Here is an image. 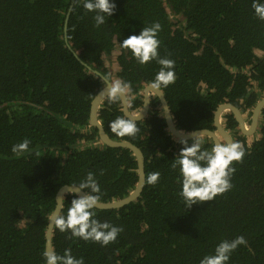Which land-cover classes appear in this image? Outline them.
<instances>
[{"label":"trees","instance_id":"trees-1","mask_svg":"<svg viewBox=\"0 0 264 264\" xmlns=\"http://www.w3.org/2000/svg\"><path fill=\"white\" fill-rule=\"evenodd\" d=\"M114 3L113 14L96 26L95 13L82 0H0V264H45L46 229L61 186L77 185L92 172L100 201L134 190L135 155L102 143L89 119L92 101L106 84L89 66L115 81L107 62L117 51L115 79L131 83V111L141 107L140 91L160 68L155 60L139 64L121 47L123 39L160 25L158 55L175 61V81L161 89L181 130H217L214 112L223 103L240 108L249 125L264 97V20L254 15L252 0ZM161 113L150 110L136 121L134 136L118 137L110 123L125 117L121 100L102 102L98 119L109 136L140 147L146 181L153 172L159 177L145 183L137 200L93 210L97 220L122 229L114 241L102 246L55 226L54 251L69 250L84 264H199L222 240L243 236L246 244L232 252L228 264H264V108L252 135L242 132L234 113L222 112L245 155L231 165L229 190L188 208L179 195V171L172 167L181 139ZM25 138L29 151L13 153L12 146ZM199 138L204 148L214 143ZM73 198L66 194L61 214Z\"/></svg>","mask_w":264,"mask_h":264},{"label":"clouds","instance_id":"clouds-1","mask_svg":"<svg viewBox=\"0 0 264 264\" xmlns=\"http://www.w3.org/2000/svg\"><path fill=\"white\" fill-rule=\"evenodd\" d=\"M82 6L88 12H94L93 20L96 26L105 23L106 17H110L115 9L114 0H82ZM254 15L264 20V0H252ZM160 29L158 23L150 27H143L138 35H130L120 42L121 47L130 50L135 60L143 65L155 60L160 68L156 73L150 87L159 90L167 87L175 81V61L162 58L158 55L159 39L157 33ZM106 94L110 100L126 98L131 90V83L116 79L106 84ZM102 94L104 92H101ZM111 132L118 137L134 136L139 129L136 121L125 117H117L110 123ZM31 141L27 138L14 144L11 151L21 154L29 151ZM182 145L179 153L172 160V167L178 169L181 188L179 195L188 207L204 201H212L218 194L229 190L232 185L230 178L235 171L232 163L239 162L245 155L244 147L239 141L213 143L211 148H204L202 138L196 136L189 143L181 139ZM159 177L158 172L148 174L147 183L154 184ZM100 186L92 172L69 192L74 195L66 214L54 216V224L61 232L70 231L71 236L85 241L99 242L102 246L114 241L121 228L113 226L107 221L101 222L95 218L93 211L101 197ZM83 192V195L78 194ZM64 197L60 198V202ZM61 203V207H62ZM246 244L243 236H237L232 240H222L216 245L213 253L206 254L199 264H228L232 252L241 245ZM45 264H84L83 258L74 257L69 250L63 255L55 251H43Z\"/></svg>","mask_w":264,"mask_h":264},{"label":"water","instance_id":"water-1","mask_svg":"<svg viewBox=\"0 0 264 264\" xmlns=\"http://www.w3.org/2000/svg\"><path fill=\"white\" fill-rule=\"evenodd\" d=\"M71 8L69 9V13L67 14L66 21H65V38L67 40V23L70 15ZM71 49L72 47L69 46ZM78 59L81 60L78 54H76ZM82 61V60H81ZM83 62V61H82ZM85 63V62H83ZM88 65L87 63H85ZM89 69H92L95 73H97L99 76L102 77V79L106 82H112V79H109L106 77L104 74L100 73L98 70L92 68L89 66ZM106 86V85H105ZM103 87V89L98 92V94L95 96V98L92 101L91 104V114H90V122L92 125H94L99 133V138L102 143H104L107 146L110 147H123V148H128L130 149L133 154L136 157L137 165H138V182L134 188V190L127 196L121 198V199H115L113 201H99L98 205L96 208L99 209H114V208H120L122 206H125L135 200H137L144 189L145 183H146V172H145V157L144 153L138 147L136 144L128 141V140H117L113 139L109 136V134L106 132V129L99 117V109L101 107L102 102L108 97L106 94V87ZM147 89L151 88L150 85H147ZM153 89V88H151ZM156 90V89H155ZM101 92H104L103 94ZM158 95L161 98L163 108H164V116L166 117V121L168 124L169 131L172 132L176 137H179L180 139H186V140H192L195 136L197 138L202 137V136H208L210 137L214 143H221L220 141V136H222L226 142H233L232 136L228 131L225 129V125L222 122V112L225 110H230L232 113H234L238 123L239 127L242 130V132L246 135H252L254 134L257 129L258 125L260 122V116H261V109L264 108V97L259 100V102L256 104L255 108L252 110L253 115H252V120L251 124L248 125L246 122V116H244L243 113H241L240 108H238L236 105L232 103H223L221 104L218 109L214 112V122L217 130H211L208 128H203V129H197V130H192V131H184L179 128H177L173 116H172V111L169 108L167 98L164 94V92L161 90H156ZM122 102H123V111L126 115L127 118L133 119L135 121L141 120L144 118V116L148 113V105L150 102V97H146L145 101V106L139 111V112H131L129 109V103H128V98L126 95V98L121 97ZM220 135V136H219ZM75 185L72 184H65L60 187L56 194V206L49 218L47 229H46V250L47 251H54L53 247V234H54V229H55V224H54V216L61 214V211L64 206V200L66 194L70 193L69 188L74 187ZM78 194L83 195V192H79ZM64 197V200L60 202V198ZM62 203V207H61Z\"/></svg>","mask_w":264,"mask_h":264},{"label":"flooded vegetation","instance_id":"flooded-vegetation-1","mask_svg":"<svg viewBox=\"0 0 264 264\" xmlns=\"http://www.w3.org/2000/svg\"><path fill=\"white\" fill-rule=\"evenodd\" d=\"M106 85V84H105ZM148 85H150V84H148ZM147 85H145L144 86V88H142L141 90L142 91H140V94L142 95V105H141V107L138 109V110H135V111H131V104H132V102L134 101V96L135 95H131V94H129V93H127L126 95H127V98H128V103H129V109H130V111L131 112H139L144 106H145V101H146V97L148 96V97H150V102H149V105H148V113L144 116V118L149 114V112H150V110H152V109H156V110H160V109H162V116H164V108H163V104H162V101H161V98H160V96L158 95V93L156 92V90L155 89H151V88H149V89H147ZM162 90V89H161ZM157 99H158V101L160 102V104H157ZM120 100H121V104H122V110H123V102H122V98H120ZM168 105H169V103H168ZM169 108H170V106H169ZM170 110H171V108H170ZM124 112V111H123ZM242 113V112H241ZM125 114V113H124ZM244 114V113H243ZM244 116H245V114H244ZM125 117H126V115H125ZM165 117V116H164ZM246 118V117H245ZM165 120H166V117H165ZM173 120H174V116H173ZM174 122H175V124H176V121L174 120ZM166 124H167V121H166ZM251 124V123H250ZM249 124V125H250ZM167 126H168V124H167ZM177 126V125H176ZM178 128V127H177ZM169 129V128H168ZM225 129H226V127H225ZM226 131H228L227 129H226ZM229 132V131H228ZM172 133V132H171ZM230 133V132H229ZM173 134V133H172ZM174 135V134H173ZM231 135V134H230ZM175 136V135H174ZM220 136V135H219ZM232 136V135H231ZM176 137V136H175ZM179 138V137H178ZM232 139H233V137H232ZM220 141L221 142H226V140L222 137V136H220ZM214 142V141H213Z\"/></svg>","mask_w":264,"mask_h":264},{"label":"rangeland","instance_id":"rangeland-1","mask_svg":"<svg viewBox=\"0 0 264 264\" xmlns=\"http://www.w3.org/2000/svg\"><path fill=\"white\" fill-rule=\"evenodd\" d=\"M117 55V51L114 53V55H113V61L111 62V63H109V62H107V65L110 67V69H111V71H112V78L114 79V80H116L115 78V73L117 72V65H116V63H115V61H114V58H115V56Z\"/></svg>","mask_w":264,"mask_h":264}]
</instances>
